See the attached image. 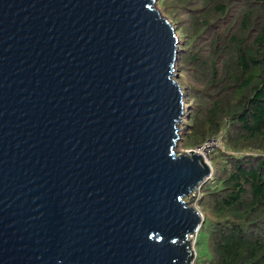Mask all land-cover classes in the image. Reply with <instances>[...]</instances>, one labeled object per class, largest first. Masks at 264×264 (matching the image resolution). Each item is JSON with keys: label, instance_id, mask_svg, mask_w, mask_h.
Listing matches in <instances>:
<instances>
[{"label": "water", "instance_id": "95a60500", "mask_svg": "<svg viewBox=\"0 0 264 264\" xmlns=\"http://www.w3.org/2000/svg\"><path fill=\"white\" fill-rule=\"evenodd\" d=\"M156 2L0 0V264H193L214 169Z\"/></svg>", "mask_w": 264, "mask_h": 264}, {"label": "trees", "instance_id": "16d2710c", "mask_svg": "<svg viewBox=\"0 0 264 264\" xmlns=\"http://www.w3.org/2000/svg\"><path fill=\"white\" fill-rule=\"evenodd\" d=\"M166 6L180 38V77L193 76L182 145L218 138L224 146L209 155L194 264H264V0Z\"/></svg>", "mask_w": 264, "mask_h": 264}, {"label": "rangeland", "instance_id": "374dc122", "mask_svg": "<svg viewBox=\"0 0 264 264\" xmlns=\"http://www.w3.org/2000/svg\"><path fill=\"white\" fill-rule=\"evenodd\" d=\"M164 1H168V2H163V0H157L156 2V6L157 8L160 10V12L168 17L170 20H171V17H170V11L167 9V3H170L171 0H164ZM172 21V20H171ZM181 39H183V41L186 40V37H181ZM177 68L179 69V66L177 64ZM183 68V67H182ZM193 79V76L192 74L190 73V71H184L182 73V76L179 78V81L182 85V88L185 92V96L187 95L186 94V90H187V87H188V83H189V80H192ZM189 107H186L185 108V115H184V121L182 123L179 124V126L182 128V131H184V129L186 128V124L189 122L188 119L186 118V115L188 116L189 113L188 111H190V109H188ZM188 121V122H187ZM190 123L187 124V126L189 125ZM182 141H180V143L177 145V150H181V151H187L189 150V148H185L183 145H182ZM207 146V155L209 157V155L212 153V151L214 149H216L217 147H221L223 146V143L221 141V139H218V138H211L208 143H206L203 147ZM224 147V146H223ZM208 161H211L210 158L208 159ZM211 179V178H209ZM199 197H201V188L198 190L196 196H195V200H193L191 202V204H193L194 206H196L198 209H199V203H198V199ZM198 236V234H197ZM197 236L195 237L194 241H193V247L195 249V257H194V260L196 259L197 257V249H196V240H197ZM193 264H194V261H193Z\"/></svg>", "mask_w": 264, "mask_h": 264}, {"label": "bare ground", "instance_id": "6f19581e", "mask_svg": "<svg viewBox=\"0 0 264 264\" xmlns=\"http://www.w3.org/2000/svg\"><path fill=\"white\" fill-rule=\"evenodd\" d=\"M200 152L203 153V155L207 156V146L200 148Z\"/></svg>", "mask_w": 264, "mask_h": 264}]
</instances>
